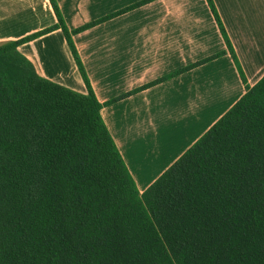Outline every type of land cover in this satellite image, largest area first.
Listing matches in <instances>:
<instances>
[{
  "label": "trees",
  "instance_id": "1",
  "mask_svg": "<svg viewBox=\"0 0 264 264\" xmlns=\"http://www.w3.org/2000/svg\"><path fill=\"white\" fill-rule=\"evenodd\" d=\"M48 1L54 25L0 42V264H264V76L246 85L212 1L245 93L142 193L72 36L149 0L74 30ZM54 30L84 93L19 51Z\"/></svg>",
  "mask_w": 264,
  "mask_h": 264
},
{
  "label": "crops",
  "instance_id": "2",
  "mask_svg": "<svg viewBox=\"0 0 264 264\" xmlns=\"http://www.w3.org/2000/svg\"><path fill=\"white\" fill-rule=\"evenodd\" d=\"M141 1L56 0L69 30ZM211 1L252 87L264 76V0ZM55 23L48 0H0V42ZM72 40L103 104L101 118L140 193L245 93L206 0H149ZM19 51L43 78L85 92L60 30L22 44Z\"/></svg>",
  "mask_w": 264,
  "mask_h": 264
}]
</instances>
